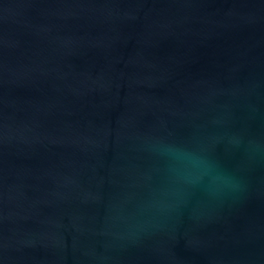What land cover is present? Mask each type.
I'll return each mask as SVG.
<instances>
[{"label": "water", "instance_id": "1", "mask_svg": "<svg viewBox=\"0 0 264 264\" xmlns=\"http://www.w3.org/2000/svg\"><path fill=\"white\" fill-rule=\"evenodd\" d=\"M0 264H264V0H0Z\"/></svg>", "mask_w": 264, "mask_h": 264}]
</instances>
